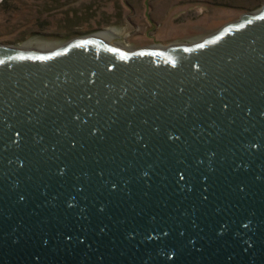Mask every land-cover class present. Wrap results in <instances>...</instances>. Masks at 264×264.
<instances>
[{
	"label": "water",
	"instance_id": "1",
	"mask_svg": "<svg viewBox=\"0 0 264 264\" xmlns=\"http://www.w3.org/2000/svg\"><path fill=\"white\" fill-rule=\"evenodd\" d=\"M0 264H264V6L166 49L0 44Z\"/></svg>",
	"mask_w": 264,
	"mask_h": 264
},
{
	"label": "rangeland",
	"instance_id": "2",
	"mask_svg": "<svg viewBox=\"0 0 264 264\" xmlns=\"http://www.w3.org/2000/svg\"><path fill=\"white\" fill-rule=\"evenodd\" d=\"M264 0H0V44L50 53L103 32L126 52L193 45Z\"/></svg>",
	"mask_w": 264,
	"mask_h": 264
},
{
	"label": "bare ground",
	"instance_id": "3",
	"mask_svg": "<svg viewBox=\"0 0 264 264\" xmlns=\"http://www.w3.org/2000/svg\"><path fill=\"white\" fill-rule=\"evenodd\" d=\"M115 35V33H112V32H103V33H99V34H96L95 38H98L104 42H106L107 44H109V41L112 39V37Z\"/></svg>",
	"mask_w": 264,
	"mask_h": 264
}]
</instances>
